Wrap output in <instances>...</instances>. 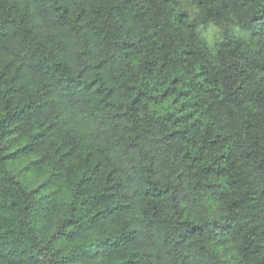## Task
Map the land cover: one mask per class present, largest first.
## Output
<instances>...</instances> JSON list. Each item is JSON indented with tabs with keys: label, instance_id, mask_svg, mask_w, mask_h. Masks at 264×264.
<instances>
[{
	"label": "clouds",
	"instance_id": "obj_1",
	"mask_svg": "<svg viewBox=\"0 0 264 264\" xmlns=\"http://www.w3.org/2000/svg\"><path fill=\"white\" fill-rule=\"evenodd\" d=\"M27 140L0 264H264V0H0Z\"/></svg>",
	"mask_w": 264,
	"mask_h": 264
},
{
	"label": "trees",
	"instance_id": "obj_2",
	"mask_svg": "<svg viewBox=\"0 0 264 264\" xmlns=\"http://www.w3.org/2000/svg\"><path fill=\"white\" fill-rule=\"evenodd\" d=\"M186 15V14H185ZM11 89H6V93H10ZM5 107L9 106V97L5 95L2 98ZM19 111H23V108H20ZM7 119L4 121L8 125L6 134L9 136H15L17 132V128L19 127L20 120L17 117V110L13 109L10 113L7 114ZM38 133L33 131L31 133L32 136H36ZM32 140H27L25 143H21L19 147H13L12 150L8 151L5 157L0 158V165H4V167L0 170L7 171L8 167H16L19 166L20 170L31 175L34 173H38L41 169L47 168L49 165L53 163H59V160L52 161L51 158H45V156L40 154V150L43 145H38L36 148H32L31 150L25 151L29 149V145L32 144ZM20 153V155H17ZM86 166V165H85ZM7 177L0 176V186L3 188H8ZM66 197L70 200L71 197L65 193ZM0 197H3V200H0V212L4 211L5 207L8 209H12L14 211H18L16 208V201L10 198V193L8 192H0ZM7 202L6 205L4 202ZM8 217L5 215H0V222L7 220ZM0 226L4 228L10 227L8 223H0ZM259 255V253H257ZM72 264H91L90 258L88 256H78L76 260L72 262Z\"/></svg>",
	"mask_w": 264,
	"mask_h": 264
}]
</instances>
